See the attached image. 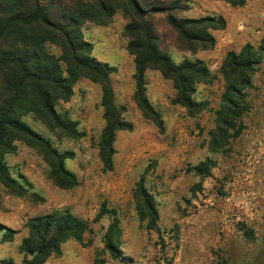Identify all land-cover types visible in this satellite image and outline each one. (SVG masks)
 Returning <instances> with one entry per match:
<instances>
[{
  "label": "rangeland",
  "instance_id": "obj_1",
  "mask_svg": "<svg viewBox=\"0 0 264 264\" xmlns=\"http://www.w3.org/2000/svg\"><path fill=\"white\" fill-rule=\"evenodd\" d=\"M43 6L60 3L51 17L59 14L67 0H39ZM171 0H138L149 11L163 9ZM187 8L173 11L176 18L220 15L223 30L209 31L214 45L207 50L188 51L166 23L163 11L150 17L157 48L174 63L201 60L212 80L195 87L193 99L205 109L189 113L171 104V82L157 71L143 74L145 97L162 119V131L142 118L132 100L134 66L125 46L123 26L128 19L117 5L104 24L85 20L82 38L91 44L90 55L116 68L108 78L114 104L123 106L122 118L130 131L114 135L112 167L104 171L97 142L103 128L101 90L86 78L77 79L70 98L55 101V111L76 122L77 137L50 131L32 114L22 118L46 139L49 149L14 142V151L3 156L12 178L26 193L10 194L0 185V225L15 232L4 241L0 229V264H21L17 246L26 235L25 222L59 210H67L87 223L79 242L66 241L58 255L43 264H264V53L256 51L257 65L248 73L250 86L243 88L244 112L239 133L223 147L209 152L206 145L214 128L225 82L220 66L228 52L237 53L245 44L254 50L264 39V0H249L230 7L223 0H187ZM49 53L59 55L52 45ZM55 153H71L64 168L76 178L69 188L57 186L52 178ZM211 161L209 174L196 175L192 167ZM152 196L157 219L148 229L139 222L134 190L139 178ZM194 185H197L196 187ZM113 221L116 232L110 248L106 237ZM114 246L115 248H112Z\"/></svg>",
  "mask_w": 264,
  "mask_h": 264
},
{
  "label": "trees",
  "instance_id": "obj_2",
  "mask_svg": "<svg viewBox=\"0 0 264 264\" xmlns=\"http://www.w3.org/2000/svg\"><path fill=\"white\" fill-rule=\"evenodd\" d=\"M223 1L233 8L241 7L249 0ZM67 3L69 5L60 7L62 10L57 17L52 18L51 11L60 3H51L55 5L53 8L41 5L39 0H0V185L10 194L21 196L26 193V189L11 177L3 160L5 154L14 151V142L49 149L48 141L23 122V117L32 114L50 131L57 130L68 137L80 134L75 129L76 122L59 115L54 108L55 101L66 102L70 98L71 87L79 78L100 86L99 105L104 124L97 151L102 169L111 170L114 135L117 131H130L132 126L121 116L124 107L114 104L108 83L116 68L90 55L91 44L82 38L80 24L85 20L106 23L117 5L128 19L123 34L127 38L125 50L133 58L132 100L142 118L152 121L162 131L160 114L145 97L143 74L146 70L157 71L163 79L171 82L174 91L171 104L189 113L205 109V103L196 102L193 95L196 85L211 82L207 67L199 59L174 63L162 53L157 48L150 17L156 12H165L167 25L184 47L194 52L213 47L214 39L209 31L225 27L220 15L176 18L172 12L187 8V0H171L163 9L151 7L149 11H145L138 0H67ZM47 45L55 46L59 55L49 53ZM256 51L264 53V39L256 50L245 44L237 53L228 52L221 63L220 73L225 87L214 112V128L206 145L209 152L220 150L226 139L239 133L240 117L245 107L242 90L250 86L248 73L257 65ZM51 152L56 159L52 170L54 183L63 188L76 185L75 176L63 166V161L71 153ZM211 167V161L206 158L192 170L204 177ZM134 198L139 222L145 221L147 228L151 229L157 215L152 196L143 187L142 177L135 185ZM24 227L26 235L17 246L23 256L21 264H43L50 256L59 254L61 244L69 240L79 242L87 231V223L65 209L29 218ZM0 229L4 241H11L15 232L2 225ZM115 232L116 222L113 221L106 237V247L113 244L111 240Z\"/></svg>",
  "mask_w": 264,
  "mask_h": 264
}]
</instances>
